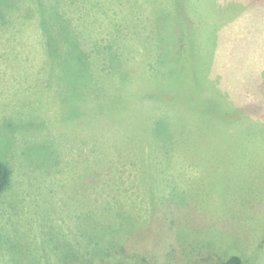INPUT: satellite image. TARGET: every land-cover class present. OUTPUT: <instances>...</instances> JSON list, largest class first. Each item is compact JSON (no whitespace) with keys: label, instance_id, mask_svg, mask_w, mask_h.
<instances>
[{"label":"rangeland","instance_id":"1","mask_svg":"<svg viewBox=\"0 0 264 264\" xmlns=\"http://www.w3.org/2000/svg\"><path fill=\"white\" fill-rule=\"evenodd\" d=\"M0 161V264H264V0H0Z\"/></svg>","mask_w":264,"mask_h":264},{"label":"trees","instance_id":"2","mask_svg":"<svg viewBox=\"0 0 264 264\" xmlns=\"http://www.w3.org/2000/svg\"><path fill=\"white\" fill-rule=\"evenodd\" d=\"M158 21H159L158 25L160 27L161 26L164 27L165 20H158ZM154 23H155V18H154ZM64 24H66V20L64 21ZM82 60L83 59L80 58V61ZM84 60H87L88 62L87 70L93 71V64L91 63L92 57L91 58L85 57ZM119 64H123V63L120 62ZM157 76H158V69H157ZM11 178H12L11 169L6 163L0 161V194L3 193L9 187L11 183ZM112 256L113 254L111 253H102V254H99L97 257H93L88 254V258L86 259L84 264H114V262L112 261ZM219 264H244V260L241 256L234 255L228 258L227 260L220 262Z\"/></svg>","mask_w":264,"mask_h":264},{"label":"bare ground","instance_id":"3","mask_svg":"<svg viewBox=\"0 0 264 264\" xmlns=\"http://www.w3.org/2000/svg\"><path fill=\"white\" fill-rule=\"evenodd\" d=\"M33 6V5H32Z\"/></svg>","mask_w":264,"mask_h":264}]
</instances>
